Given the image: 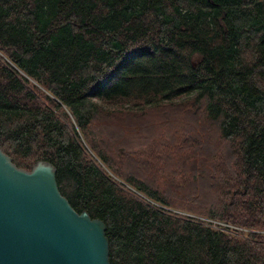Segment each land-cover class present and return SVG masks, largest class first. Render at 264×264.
<instances>
[{
    "label": "trees",
    "instance_id": "obj_1",
    "mask_svg": "<svg viewBox=\"0 0 264 264\" xmlns=\"http://www.w3.org/2000/svg\"><path fill=\"white\" fill-rule=\"evenodd\" d=\"M0 149L110 264H264V0H0Z\"/></svg>",
    "mask_w": 264,
    "mask_h": 264
},
{
    "label": "water",
    "instance_id": "obj_2",
    "mask_svg": "<svg viewBox=\"0 0 264 264\" xmlns=\"http://www.w3.org/2000/svg\"><path fill=\"white\" fill-rule=\"evenodd\" d=\"M105 230L60 194L50 163L25 170L0 149V264H110Z\"/></svg>",
    "mask_w": 264,
    "mask_h": 264
},
{
    "label": "rangeland",
    "instance_id": "obj_3",
    "mask_svg": "<svg viewBox=\"0 0 264 264\" xmlns=\"http://www.w3.org/2000/svg\"><path fill=\"white\" fill-rule=\"evenodd\" d=\"M91 154H92V156H93V158L94 159H96L97 160V162L100 164V166L109 174V175H111V177H114L112 174H111V172L110 171H108L107 170V168L105 167V166H103L100 162H99V160H98V158H96V156L91 152ZM126 188L131 192H135V190H133V189H131V188H129V187H127L126 186ZM137 195L140 197V198H142L146 203H149V201L148 200H146L145 198H143L140 194H138L137 193ZM169 211H171L172 213H175V214H177V215H181V216H189V217H195V216H193V215H191V214H188V213H182V212H180V211H178V210H170V209H168ZM195 218H197V217H195Z\"/></svg>",
    "mask_w": 264,
    "mask_h": 264
},
{
    "label": "bare ground",
    "instance_id": "obj_4",
    "mask_svg": "<svg viewBox=\"0 0 264 264\" xmlns=\"http://www.w3.org/2000/svg\"><path fill=\"white\" fill-rule=\"evenodd\" d=\"M186 93H187V92H186ZM194 93H195V92H194ZM141 94H142V93H141ZM143 95H144V94H143ZM132 96H133V95H132ZM181 96H182V95H181ZM135 97H137V96H135ZM135 97H134V98H135ZM130 98H131V97H130ZM135 99H136V98H135ZM131 101H132V100H131ZM55 110H56V109H55ZM54 117H55V116H54ZM92 117H93V116H92ZM55 118H56V117H55ZM96 118H97V117H96ZM203 118H205V117H203ZM56 120H57V119H56ZM181 121H182V120H181ZM98 124H99V123H98ZM100 124H101V123H100ZM104 125H105V124H104ZM101 126H102V125H101ZM111 126H113V125H111ZM106 128H107V126H106ZM99 132H100V131H99ZM108 138H109V137H108ZM132 142H133V141H132ZM182 142H183V141H182ZM124 143H125V142H124ZM191 144H192V143H191ZM79 145H80V144H79ZM192 145H193V144H192ZM95 146H96V145H95ZM82 148H83V147H82ZM97 148H98V147H97ZM188 149H191V148H188ZM103 151H104V150H103ZM140 151H141V150H140ZM119 152H120V151H119ZM123 152H124V151H123ZM123 152H122V153H123ZM137 152H138V151H137ZM104 153H105V152H104ZM122 153H121V154H122ZM128 153H129V152H128ZM118 154H119V153H118ZM134 154H135V153H134ZM139 154H140V153H139ZM148 154H149V153H147V155H148ZM123 155H124V154H123ZM176 155H177V153H176ZM102 156H103V155H102ZM145 156H146V155H145ZM80 157H82V156H80ZM116 157H118V155H116ZM120 157H121V155H120ZM120 157H119V158H120ZM137 157H138V156H137ZM141 157H142V156H141ZM177 157H179V156H177ZM83 158H84V157H83ZM100 158H101V157H100ZM102 158H103V157H102ZM102 158H101V159H102ZM105 158H106V156H105ZM119 158H118V159H119ZM126 158H127V157H126ZM143 158H144V157H143ZM184 158H185V157H184ZM121 159H123V158H121ZM135 159H136V158H134V160H135ZM152 159H153V158H152ZM125 160H126V159H125ZM81 161H82V160H81ZM118 161H119V160H118ZM121 161H122V160H121ZM121 161H120V162H121ZM142 161H144V159H143ZM82 162H83V161H82ZM130 162H131V161H130ZM144 163H145V162H144ZM147 163H148V162H147ZM151 163H152V162H151ZM86 164H87V163H86ZM88 164H90V163H88ZM88 164H87V165H88ZM134 167H135V166H134ZM154 167H155V166H154ZM155 168H156V167H155ZM157 168H158V167H157ZM119 172L121 173V171H119ZM117 174H118V172H117ZM123 174H124V171H123ZM116 176H117V175H116ZM64 178H65V176H64ZM118 178H119V177H118ZM121 178H122V177H121ZM128 180H129V179H128ZM112 181H113V180H112ZM125 181H126V180H125ZM130 181H131V180H130ZM131 183H132V182H131ZM131 183H130V184H131ZM133 183H134V182H133ZM113 189H114V188H113ZM115 190H116V188H115ZM117 191H118V190H117ZM262 192H264V191L262 190ZM262 192H260V193H262ZM117 194H118V192H117ZM124 194H125V193H124ZM263 194H264V193H263ZM114 195H115V194H114ZM119 195H121V194H119ZM261 195H262V194H261ZM119 197H120V196H119ZM263 197H264V196H263ZM163 228H164V227H163ZM164 229H166V228H164ZM164 231H165V230H164ZM164 231H163V232H164ZM166 233H167V231H166ZM257 250H258V249H257ZM126 252H127V251H126ZM131 254H132V253H131ZM126 255H127V254H126ZM263 257H264V256H263ZM128 258H129V257H128ZM260 258H261V257H260Z\"/></svg>",
    "mask_w": 264,
    "mask_h": 264
}]
</instances>
